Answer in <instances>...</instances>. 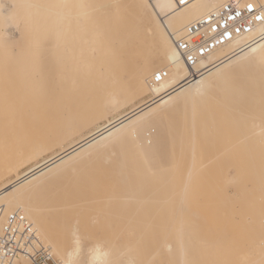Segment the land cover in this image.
<instances>
[{
  "label": "bare ground",
  "instance_id": "1",
  "mask_svg": "<svg viewBox=\"0 0 264 264\" xmlns=\"http://www.w3.org/2000/svg\"><path fill=\"white\" fill-rule=\"evenodd\" d=\"M34 2L54 15L52 36L62 67L55 78L26 77L23 64L4 55V48L15 47V41L8 43L11 35L0 34V48L4 49L0 53V181L16 174L0 185V206L5 216L23 212L63 264H137L147 254L148 243L133 242L132 229L114 237L111 233L87 237L82 229L86 223L79 220L77 197L85 196L87 179L130 180L150 156L157 157L156 151L193 144L188 127L191 120L185 114L198 100L247 92L250 97L261 95L264 103V24L213 51L199 64L203 71L192 80L175 46V39L190 24L221 6L262 0H24L21 4ZM254 36L260 38L250 40ZM76 69L85 78H78ZM159 71H166L167 77L154 83ZM147 94L148 98L130 110L110 118ZM102 119L107 120L104 125L63 146ZM207 121L218 126L221 119ZM204 123L198 120L190 129L211 126ZM257 124L261 133L257 158L264 161V121ZM153 128L157 131L148 144L144 135ZM56 146L63 147L36 162ZM174 153L167 157L180 168L181 152L177 157ZM32 161L35 163L25 173H18L20 165ZM192 168V174H197L195 163ZM235 169L239 173L238 166ZM225 177L228 184L241 181L229 172ZM179 195L174 192L164 201L172 213L180 210ZM246 206H257V210L248 212L250 219L240 214L243 221L263 224L262 201H250ZM71 211L70 224H56ZM230 212L229 224L235 228L239 222L235 212ZM216 214V221L223 223V212ZM182 229L189 234L188 228ZM167 249L171 252L172 246ZM158 261L164 264L165 260L160 257Z\"/></svg>",
  "mask_w": 264,
  "mask_h": 264
},
{
  "label": "rangeland",
  "instance_id": "2",
  "mask_svg": "<svg viewBox=\"0 0 264 264\" xmlns=\"http://www.w3.org/2000/svg\"><path fill=\"white\" fill-rule=\"evenodd\" d=\"M22 1L0 0V34H10L8 43L12 39L16 43L15 47L6 46V50L0 48V53L3 49L8 59H16L15 64H23L26 77L32 74L38 78L43 75L56 77L62 64L57 61L52 36L54 15L45 10L40 2L21 4ZM10 49L14 50L12 54H9ZM74 74L85 78L77 69ZM246 93L238 96L232 93L213 94L198 100L193 109L186 110L185 115L191 120L188 127L193 144H185L179 149L180 168L167 157L179 150L166 147L156 151L155 159L150 156L130 180L116 177L87 179L85 196L77 197L81 207L79 220L82 224L86 223L82 225L83 234L89 237L111 233L114 237L118 232L132 229L131 240L147 242L149 246L147 254L137 264H160V257L165 260L164 264H264V223L252 224L242 219L244 214L246 219H250L248 212L257 210V206L247 207V202L262 201L264 207V161L257 158L260 156L257 141L261 137L257 122L264 121V103L261 102V95L250 97ZM148 96L113 112L110 118L130 110L133 104ZM207 119L221 121L216 126ZM198 120L211 126L201 130L193 127L191 130L190 126ZM106 122V119H102V123L99 120L64 142L63 146L88 135ZM155 130L153 128L144 135L148 144ZM62 147L56 146L45 152L36 162H43ZM34 163L20 165L18 173H25ZM192 163L197 166L195 175L192 174ZM227 172L241 181L228 184L225 181ZM176 174H179L178 178H175ZM15 176V173L11 174L0 181V185ZM73 180L70 181L72 184ZM174 192H178L181 198L178 213H172L164 205L168 195ZM70 198L75 201V197ZM219 210L223 212V223L216 221ZM230 211L235 212L236 222H239L235 228L229 224ZM72 219L71 211L65 220H57L56 224H70ZM183 227L188 228L189 234L183 233ZM117 237L123 241L121 235ZM168 245L172 246L171 252L167 249Z\"/></svg>",
  "mask_w": 264,
  "mask_h": 264
},
{
  "label": "built area",
  "instance_id": "3",
  "mask_svg": "<svg viewBox=\"0 0 264 264\" xmlns=\"http://www.w3.org/2000/svg\"><path fill=\"white\" fill-rule=\"evenodd\" d=\"M151 2L155 0H150ZM249 4L253 5L249 10ZM180 6H183L181 2ZM264 0L258 4L228 3L190 24L184 35L175 39L181 59L190 71V80L203 71L199 64L213 51L228 43L250 35L264 20ZM261 36V35H260ZM254 36L250 40H256ZM167 77L157 72L154 83ZM4 208L0 206V220ZM0 264H63L41 240L32 223L21 211L8 214L0 233Z\"/></svg>",
  "mask_w": 264,
  "mask_h": 264
},
{
  "label": "snow or ice",
  "instance_id": "4",
  "mask_svg": "<svg viewBox=\"0 0 264 264\" xmlns=\"http://www.w3.org/2000/svg\"><path fill=\"white\" fill-rule=\"evenodd\" d=\"M0 7H2V6H0ZM247 7L249 8V10H251L253 5L249 4ZM257 19L264 20V15L258 16Z\"/></svg>",
  "mask_w": 264,
  "mask_h": 264
}]
</instances>
